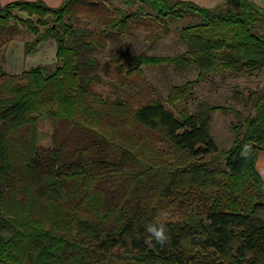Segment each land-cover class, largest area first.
<instances>
[{"label": "trees", "instance_id": "1", "mask_svg": "<svg viewBox=\"0 0 264 264\" xmlns=\"http://www.w3.org/2000/svg\"><path fill=\"white\" fill-rule=\"evenodd\" d=\"M122 1L157 25L184 21V52L110 58L127 65V77L142 66L195 67L197 77L172 87L167 101L218 71L264 68L257 27L264 8L252 0L214 7ZM81 2L0 4L2 53L22 29L33 36L24 55L50 39L59 62L52 73L43 66L0 71V264H264V181L255 169L264 152V91L248 89L253 114L233 125L234 139L221 151L209 133L217 106L199 103L175 114L160 99L133 105L117 87L110 99L92 87L100 65L92 53L108 36L93 39L65 22ZM136 17L118 10L104 25L124 31ZM41 119L54 126L48 148L36 145ZM129 124L142 133L124 131ZM245 144L251 152L242 157ZM157 222L167 228L164 245L146 231Z\"/></svg>", "mask_w": 264, "mask_h": 264}, {"label": "rangeland", "instance_id": "2", "mask_svg": "<svg viewBox=\"0 0 264 264\" xmlns=\"http://www.w3.org/2000/svg\"><path fill=\"white\" fill-rule=\"evenodd\" d=\"M252 1L257 4L255 0ZM222 2L223 0H220L218 4ZM80 4H82L80 8L77 7L78 10L72 17L66 18L65 22L92 33L93 39L108 36L106 42L95 47L92 53L100 63L96 71L99 81L92 84L95 91L114 99V88L117 87L121 94L124 92L133 105L149 99H160L175 114L183 108L193 111L199 103L217 106L218 109L211 114L209 133L219 151L230 147L235 136L233 125L243 123L246 117L253 114L252 104L248 102V89L259 93L264 91V68L252 73L245 70L218 71L200 81L192 93L186 94L177 101H167L172 87H181L197 77L195 67L189 64L142 66L141 72H132L127 77L125 75L127 65L123 64L124 68L121 69L118 63H111L110 58L123 53L132 56L145 54L164 57L184 52L186 45L180 33L184 21L179 20L175 23L167 21L166 24L157 25L145 15L141 16L137 13L138 5L128 8L122 0H82ZM118 10H124L127 14L135 13L137 17L128 23L124 31L106 29L104 17H114ZM14 14L22 19H30L34 23L38 19L28 17L25 13ZM46 21L49 22L47 18ZM257 27L258 31L264 33V22H260ZM32 39L33 36L29 32L21 29L14 40L5 45L3 53L0 51V71L19 74L35 66H43L48 73H52L59 65L55 58L54 41L47 40L48 42L40 43L32 54L24 55V42ZM105 63L109 64L106 72L102 68ZM235 92L240 96L236 97ZM53 127L52 122L47 119L37 122V146L44 148L52 146ZM134 129L137 134L142 133L139 127L135 128L130 124L125 125L123 130L132 133ZM156 146H163V144L157 143ZM220 161L224 163L223 159Z\"/></svg>", "mask_w": 264, "mask_h": 264}, {"label": "crops", "instance_id": "3", "mask_svg": "<svg viewBox=\"0 0 264 264\" xmlns=\"http://www.w3.org/2000/svg\"><path fill=\"white\" fill-rule=\"evenodd\" d=\"M13 1H17V0H0V4L4 5ZM24 1H42L47 6L54 8L59 6L64 0H24ZM188 1H192L195 4L204 7L210 6L211 4H218L220 2V0H188ZM255 2L257 3L258 6L264 8V0H255ZM44 42H48V41L46 40L43 41L42 43ZM255 169L258 172L259 176L261 177L262 181H264V152L258 153L255 162Z\"/></svg>", "mask_w": 264, "mask_h": 264}, {"label": "clouds", "instance_id": "4", "mask_svg": "<svg viewBox=\"0 0 264 264\" xmlns=\"http://www.w3.org/2000/svg\"><path fill=\"white\" fill-rule=\"evenodd\" d=\"M251 152V145L245 144L241 149V156L246 157ZM146 231L154 238L155 242L164 245L168 242L167 228L163 223H150Z\"/></svg>", "mask_w": 264, "mask_h": 264}]
</instances>
